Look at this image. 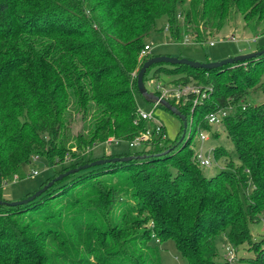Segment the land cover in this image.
I'll return each mask as SVG.
<instances>
[{
    "label": "trees",
    "instance_id": "obj_1",
    "mask_svg": "<svg viewBox=\"0 0 264 264\" xmlns=\"http://www.w3.org/2000/svg\"><path fill=\"white\" fill-rule=\"evenodd\" d=\"M236 15L246 30L264 34V0H0V199L2 186L14 177L24 178L23 167L36 156L47 159L52 171L61 167L39 188L58 174L96 159L145 155L70 173L27 204L0 205V264H56L53 256L38 253L27 236L42 232L44 226L48 235L66 232L70 236L73 228L78 229L77 237L62 245L69 264H159L158 251L149 245L153 233L160 242L173 240L185 264H217L219 235L234 248L251 240L250 224L264 211V102L249 103L245 109L241 102L251 93L264 92L263 79L248 78L250 73L264 77V54L214 69L159 63L143 77L145 81L147 71L155 67L152 77L180 74L183 83L212 86L208 99L193 110L198 115L190 128L206 129L212 137L205 114L230 107L222 125L232 144L228 163L235 161L239 175L244 174L239 185L231 172L222 170L208 178L191 169L189 158L172 162L178 153L192 150L191 131L183 147L174 150L176 155L154 156L160 150L148 144L108 156L90 154L109 137L127 142L144 130L132 73L153 56L139 60L158 19H166L171 40L183 42L191 36L193 42L205 44ZM243 62L246 68H230ZM229 75L236 80L232 84L223 80ZM170 102L190 121L188 105ZM220 150L225 148L216 145L215 157ZM68 156L77 161L65 166ZM140 164L144 167L135 170ZM120 170L130 172L120 174L114 184L101 188L87 184ZM249 179L253 192L243 184ZM75 185L81 187L76 201L80 207L45 214L52 226L45 222L26 226L18 218L38 209L48 195L56 192L53 199L60 197ZM123 195L129 198L119 204L120 211L113 218L105 217L115 197ZM132 198L137 201L130 203ZM218 202L224 205L218 226L206 225L201 216L214 213ZM78 213L82 216L75 218ZM63 215L70 220L64 222ZM149 221L154 226L147 229ZM98 231L101 244L95 247L109 251L91 261L81 249ZM248 261L264 264V254Z\"/></svg>",
    "mask_w": 264,
    "mask_h": 264
},
{
    "label": "rangeland",
    "instance_id": "obj_2",
    "mask_svg": "<svg viewBox=\"0 0 264 264\" xmlns=\"http://www.w3.org/2000/svg\"><path fill=\"white\" fill-rule=\"evenodd\" d=\"M244 23L240 15L232 16L227 24L223 27V29L215 36L210 37L205 44H199L192 41V37L188 36L185 38L183 42H176L173 39L171 40L169 30H165L166 28V19L161 17L157 20L155 24V28L152 29L149 36L147 37L146 42L151 44L152 46V54L153 55H170L174 57H185L189 58L198 62H214L218 60H222L225 58L247 54L258 50L259 47L264 45V34L254 35L248 30L244 28ZM162 29V30H160ZM231 35H235V40L230 39ZM256 36V37H255ZM209 41H213L214 44L212 46L209 45ZM246 68V63H239L235 65H231L232 70H236L238 68ZM244 68V69H245ZM155 67L150 68L147 71L146 79L144 81L145 87L149 92L154 93L155 91V82L156 80H163L165 84L168 86L169 84L176 86L180 84L187 85L189 84L191 89H198L201 92L207 90L209 92L213 91L212 86L210 85H195L193 82L191 83H183L182 81L178 80L182 75H163L160 74L159 77H152ZM234 75H229L228 77L224 78L223 80L229 84L234 83ZM252 77L248 78H258L259 81L264 77H260L258 74L250 75ZM247 78V77H246ZM246 78L244 80L246 81ZM135 98L138 104V109L142 111H148L152 108V103L147 101L138 91L135 90ZM208 99V97L206 98ZM205 99V100H206ZM205 100L198 101V97L196 94L192 95L189 98L183 99L181 104L188 105V127L186 130L185 137L180 140L182 134L181 128V121L178 119L170 111L166 110L163 107L158 106L155 109V115L158 119L164 124L166 130V138L163 139L160 136H156L151 139V142L147 143L148 146H152L158 152L154 153V156H165L168 153L176 155V151L179 150L185 144V140L190 134L192 142L190 143L189 151L185 153H178L175 160L172 162H185L188 158L192 165L191 169L198 172L201 175L206 177H215L218 173L222 170L231 172L234 177L235 185H239V179L244 174L239 175L237 169L238 164L234 161L228 163V159L226 158L227 154L230 153L232 150V144L230 143L226 129L223 125L212 127L209 130L213 134L210 138L209 144L214 146H223L224 150L218 151L217 157H214V161L212 162L211 166L201 168L199 165L195 164L193 161V150L197 147L198 142V129L194 127L190 128L191 120L198 115L197 112L193 115L195 110H199L198 106L201 105ZM243 101V100H242ZM244 102L251 103L253 105L261 104L264 102V92L260 90L251 93L248 95ZM179 103V102H177ZM238 104V103H237ZM236 104V105H237ZM177 107V106H176ZM194 110V111H193ZM190 112H192L190 114ZM201 117L203 116L202 113L200 114ZM194 117V118H193ZM78 128V124H75L74 131ZM139 148H130L128 146V141H118V142H104L101 144L96 145L90 150L91 156L98 157L101 155L108 156L112 153L117 152H125V151H135ZM174 151V152H173ZM173 152V153H172ZM65 166L74 163L73 159L68 156L66 160ZM174 162V163H175ZM173 163V164H174ZM167 164V166H166ZM163 165L166 166L170 171H175V169L168 163V161H164ZM144 166L139 165L137 169L140 170ZM54 170L52 171V164L45 158H32L28 164L23 167V176L24 178L19 179L18 177H14L13 179L9 180L6 184L2 186L1 195L4 200L7 201H15L25 198V195L29 192H34L38 189V186L46 180L48 177L53 176L57 170H60V165L53 167ZM72 169V168H71ZM37 171V175H33L32 172ZM130 171H123L120 170L118 172L107 174L102 176L96 180H89V185L101 188L102 185H110L117 182L120 174H127ZM248 172V171H247ZM247 173H245L246 175ZM247 176V175H246ZM52 180V179H50ZM49 180V181H50ZM46 184V183H45ZM86 184V185H87ZM243 184L247 186L246 191L253 192L255 186L252 184L251 180H247L246 182L243 181ZM79 185H75L73 188H70L67 192L62 194L60 197L54 198L53 196L56 195V192L48 195L45 200L41 201V206L38 209L32 210L22 214L20 220L26 226H33L36 222L45 224H50L49 221L43 217L45 214L49 215L51 212L58 209V211L66 210L65 212L72 211L80 207L79 202H76L78 199V193L80 194L81 187ZM42 187V186H41ZM227 190L230 189L229 184H226ZM40 188V187H39ZM209 195H212L214 191L209 190ZM224 194V193H222ZM29 196V195H28ZM248 196L245 194V198L247 199ZM116 200L111 205V211H107L105 213V217L108 216L110 218L114 217V214H117L120 209L121 202L123 200L129 198L128 196H116ZM241 198L244 199L243 194L241 193ZM248 200V199H247ZM137 200L132 198L130 199V203L136 202ZM76 202V203H75ZM223 203H215V212L209 213L205 212L204 215L201 216V219L206 221V225L212 224L213 226L217 227L219 218V212L223 210ZM258 219H256L253 223L250 224V232H251V240L246 242L239 247L235 248V255L236 259L233 260L230 264H251L248 260L250 258H256L259 254H264V241L261 238L264 236V211L259 213ZM82 216L80 213L75 215V218ZM71 217L69 215H63L62 219L64 222H68ZM257 218V217H256ZM17 219V217H15ZM200 219V220H201ZM154 223L153 221H149L147 223V229L153 228ZM142 229H138L140 231ZM78 229L73 228L72 235L68 236L66 232H60L58 234L48 235L47 228L44 226L42 232H29L27 233L28 238L30 239L33 246L36 248L38 253L48 254L56 258V264H69L68 261L64 260L65 252L63 251L62 245L65 241L69 239L72 240V236L77 237ZM100 232L98 231L96 237L90 239V235L87 238V243L82 247V256H88L91 261H94L98 256H103L108 253L109 249L101 250L97 248V243L101 244V236H99ZM149 245L156 249L159 254V264H185V260L180 255L179 251L177 250L176 244L173 240H165L159 241V239L152 234L150 238ZM216 246L218 249V256L216 257L215 261L217 264H228L226 263L228 249L231 248L228 241L224 237V235H219L216 238ZM100 247V245H99ZM228 248V249H227ZM234 249V248H233ZM89 251V255H85V252ZM91 254V255H90ZM120 257L118 258V260Z\"/></svg>",
    "mask_w": 264,
    "mask_h": 264
},
{
    "label": "built area",
    "instance_id": "obj_3",
    "mask_svg": "<svg viewBox=\"0 0 264 264\" xmlns=\"http://www.w3.org/2000/svg\"><path fill=\"white\" fill-rule=\"evenodd\" d=\"M168 29L166 25L165 30ZM256 37V36H255ZM188 38V37H185ZM184 38V39H185ZM230 39L235 40V35H231ZM214 44L213 41H209V45L212 46ZM152 53V46L149 43H145L143 48L139 53V60L142 62L144 58ZM137 70L132 73V76L136 78ZM155 91L159 98L166 99L168 101L182 102L183 99L189 98L190 96L196 94L198 97V101H203L209 96V92L207 90L201 92L198 89H191L190 85H176L173 86L169 84L168 86L165 84L163 80H156L155 82ZM159 103H152V108L148 111H142L138 109L139 119L145 121L144 130L133 140L128 141V146L130 148H141L143 145L151 142L156 136H160L163 139L166 138V132L164 129V124L158 119L155 115V109L159 106ZM249 105L247 102H241V108L245 109V107ZM230 107L219 108L214 111H209L205 114L204 119L206 123L211 127H217L222 125L223 119L227 116ZM134 123H137L136 120ZM211 135L210 132L206 129H198V142L197 147L193 150V161L195 164L199 165L201 168L208 167L212 165L215 157V146L209 144ZM106 142H117L113 137H109ZM37 157V156H36ZM34 157V158H36ZM33 175H37V171L32 172ZM231 246L228 249L226 263L230 264L233 260L236 259L235 248ZM234 248V249H233Z\"/></svg>",
    "mask_w": 264,
    "mask_h": 264
},
{
    "label": "water",
    "instance_id": "obj_4",
    "mask_svg": "<svg viewBox=\"0 0 264 264\" xmlns=\"http://www.w3.org/2000/svg\"><path fill=\"white\" fill-rule=\"evenodd\" d=\"M262 54H264V47L260 50H256V51L251 52V53L237 55V56L225 58V59L214 61V62H198V61H195V60H192L189 58L174 57V56H170V55H153V56L149 57L147 60H145L141 64V66L139 67V69L137 71V75H136L137 91L150 103H159L160 105H162L164 108H166L167 110L172 112L174 115H176L181 120V122H182V134H181L180 140H182L186 135V130L188 127V120H187L186 116L179 110L178 107H176L170 101H168L166 99L159 98V96H157L155 93L149 92L146 89L145 84H144V80H143V77H144L146 70L149 67H151L155 64H159V63H166V64H171V65L184 64V65H188L192 68L214 69V68H218V67H221L223 65H226V64H232V63H236V62H240V61H245V60H248L251 58H255V57L260 56ZM189 138H190V136L188 135V137L185 140V143H186L187 139H189ZM144 157H145V155L131 154V155H127V156H114V157H109V158L96 159V160H93L89 163L79 165V166L74 167L72 169H69L63 173L58 174L52 180L48 181L42 187L38 188L32 194H30L29 196H27L23 199L15 200V201H7L4 199H0V205L18 206V205L27 204L28 202L34 200L35 198L40 196L43 192H45L47 190V188L52 186L55 181L62 179L64 176H66L70 173H76L80 170L87 169V168L92 167V166L103 165V164H107V163H111V162L112 163L125 162V161H130L132 159H140V158H144Z\"/></svg>",
    "mask_w": 264,
    "mask_h": 264
}]
</instances>
